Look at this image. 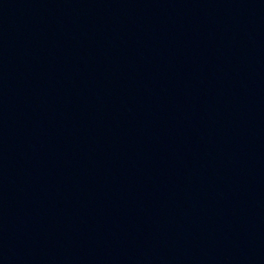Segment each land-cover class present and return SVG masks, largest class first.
<instances>
[{
	"label": "water",
	"instance_id": "1",
	"mask_svg": "<svg viewBox=\"0 0 264 264\" xmlns=\"http://www.w3.org/2000/svg\"><path fill=\"white\" fill-rule=\"evenodd\" d=\"M0 264H264V0H0Z\"/></svg>",
	"mask_w": 264,
	"mask_h": 264
}]
</instances>
